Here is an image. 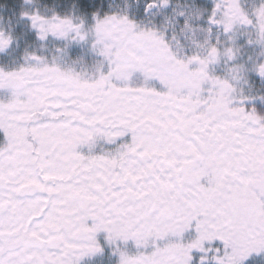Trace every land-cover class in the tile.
Instances as JSON below:
<instances>
[{"label":"snow or ice","instance_id":"6c2138e0","mask_svg":"<svg viewBox=\"0 0 264 264\" xmlns=\"http://www.w3.org/2000/svg\"><path fill=\"white\" fill-rule=\"evenodd\" d=\"M0 264H264V0H0Z\"/></svg>","mask_w":264,"mask_h":264}]
</instances>
